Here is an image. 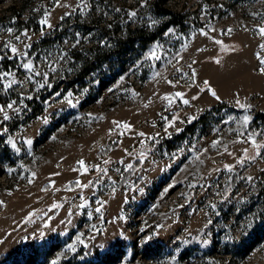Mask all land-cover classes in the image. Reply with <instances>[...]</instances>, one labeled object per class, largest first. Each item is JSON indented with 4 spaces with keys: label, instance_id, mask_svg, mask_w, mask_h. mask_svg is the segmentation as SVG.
<instances>
[{
    "label": "rangeland",
    "instance_id": "rangeland-1",
    "mask_svg": "<svg viewBox=\"0 0 264 264\" xmlns=\"http://www.w3.org/2000/svg\"><path fill=\"white\" fill-rule=\"evenodd\" d=\"M60 5L0 0V59L31 60L35 71L48 73L45 81L21 67L5 78L16 84L5 90L0 82L7 95L0 107L9 116L0 112V264L28 254L32 264L72 257L82 264L116 250L110 264H264V121L252 124L264 112V37L255 31L264 26V0H161L186 26L154 0ZM45 12L51 27L39 23ZM56 27H66L58 40L33 51ZM98 27L156 34L144 46L123 44L65 89L80 66L74 54L111 44ZM8 41L17 55L4 48ZM48 81L57 89L46 92ZM32 94L41 112L9 123L30 109ZM167 139L171 148L160 144ZM81 160L86 173L74 171ZM96 165L107 169L103 179ZM77 180L93 183L81 189Z\"/></svg>",
    "mask_w": 264,
    "mask_h": 264
},
{
    "label": "trees",
    "instance_id": "trees-1",
    "mask_svg": "<svg viewBox=\"0 0 264 264\" xmlns=\"http://www.w3.org/2000/svg\"><path fill=\"white\" fill-rule=\"evenodd\" d=\"M154 5H156V8L158 10L165 11L166 13H169L171 15L170 19L178 24L185 25V20L182 18L180 13L174 12L172 13L169 12L167 9H164L161 7V0H154ZM12 7L10 8V10ZM174 16V17H173ZM19 24H28L27 21L17 19ZM186 26V25H185ZM40 27L34 26L35 30H39ZM91 28V27H90ZM99 31H102L104 33V36L106 38L105 42H111L109 47L104 49L102 51V47L99 48L98 50H95L91 55H85V56H80L78 54L73 55V59L80 64V66L75 69L73 75H71L67 81H66V86L65 89L68 88L70 84L76 81H81L83 80L91 71L95 70L98 68L109 56L118 53L121 46L125 43H128L130 45H134L138 43L141 46H144L147 44L149 41H151L155 34L154 32L151 31H146L143 27H128L123 34H118L119 29L115 28L113 30H106L104 27H98ZM66 29H61L59 27H56L55 29H50L46 31L36 43L32 46V50H37L38 48H42L43 46L49 45L52 42L58 40L60 37L61 33ZM25 59H19L17 57H3L0 59V73L1 72H8L12 71L15 69H21L22 64L24 63ZM58 87V83L56 82H51L48 81L46 83V92H50L52 90H56ZM6 92L2 93L0 91V99L2 100H7L6 97ZM38 97L36 94L31 95V99L28 101V104L30 106V109H27L25 114L19 116L17 119H13L14 121H9L10 122H21V121H27L37 115L38 113L41 112L42 110V105H40L37 101ZM204 116V115H203ZM203 116L200 117V119H203ZM263 120L264 121V112H258L255 114L254 118L252 119V124H255L258 120ZM199 120V119H198ZM198 121L196 120L195 122L191 123L190 127H186L183 129V131H188L197 124ZM12 124V123H11ZM174 138V137H172ZM3 135L0 134V144L3 143ZM160 144H167L168 148H171V139H167L165 141H162ZM173 146V145H172ZM263 194V204H264V189L262 191ZM259 235V233H258ZM257 235V236H258ZM250 243L253 242V239L249 241ZM115 252L116 251H107L100 257L99 259H87L82 264H110V262L115 258ZM80 255L82 252L79 253ZM78 256V255H75ZM77 257H72L68 258L66 260L60 261L58 264H73V261ZM35 257L31 254H28L27 258L23 262H18L15 261V263H10V264H32L34 261ZM7 264V263H5ZM37 264H42L41 262H38ZM51 264V262H49Z\"/></svg>",
    "mask_w": 264,
    "mask_h": 264
},
{
    "label": "snow or ice",
    "instance_id": "snow-or-ice-1",
    "mask_svg": "<svg viewBox=\"0 0 264 264\" xmlns=\"http://www.w3.org/2000/svg\"><path fill=\"white\" fill-rule=\"evenodd\" d=\"M54 2H55V4H56V6H61V5H60V0H54ZM141 6H143V3H142ZM85 7H87V5H85ZM116 11H120V9H116ZM48 15H49V13H48V12H45L44 17L39 21V23L42 24V25H46V26H48V27H51V25L48 23V19H47ZM66 15H67V13H66ZM128 16H129V18L134 17V16H136V13H135L134 11H129V12H128ZM169 31H171V29H169ZM231 31H232L231 29H228V33H230ZM255 31L257 32V34H258L259 36L264 37V26H258V27L255 29ZM7 32L11 35V34L14 32V29H12V28H8V29H7ZM202 34H204V33H202ZM225 34H227V33H225ZM21 35H22V36H25V37L28 36L27 32H23V33H21ZM21 35H17V36H15V39H16L17 41H20ZM215 42L218 43V44L222 43L221 41H218V40L215 41ZM24 47H25V48H28V47H30V45L25 44ZM260 47H261L262 49H264V44H262ZM4 48H6V49H8L9 51H11V53H12L13 55H17V53H18V49H17L15 46H13V44L11 43V41L6 42V43L4 44ZM21 55L26 56L27 53H22ZM156 58H158V57H156ZM261 63L264 64V60H261ZM22 67H23L24 69H26L29 73H33V75H43L45 81H47L48 73H47V72H45V73H40V72L35 71L34 65H33V63H32L31 60H28L26 63H23ZM50 70H51V71H55L56 69H55V67L53 66V67L50 68ZM178 71H179V69H178ZM261 72H264V68L261 69ZM11 75H12V74H11L10 72L0 73V82H3V86H4V89H5V90L8 89V88H10L12 85H14V84L17 83V81H16L15 79L5 80L6 77H9V76H11ZM28 79H29V81H31V80L33 79V76H29ZM170 83H171V82H170ZM205 84H207V82H205ZM202 90H203V89H202ZM210 91H211V90H210ZM211 94H212L214 97L216 96V93H215L214 91H211ZM176 96L180 97V96H182V94H181V93H176ZM29 98H31V97H29ZM216 98L219 99V97H216ZM164 99H168V98H167V97H164ZM193 99H196V97H193ZM171 102H172V101L169 100V103H171ZM13 103H14V102H13ZM13 103H9V104L7 105V108H8V109H13V110H15V109L13 108ZM183 103L188 104L189 101L184 100ZM237 103L239 104V101H237ZM240 106H241V107H245L244 105H240ZM0 112H3V113H4V116H3L4 120H8V119H9V116H8V114H7V112L5 111L4 108L0 107ZM193 119H194V117H193ZM247 120H248V117H245V123H247ZM115 123H117V127H124V128H129V127H130V126L127 125V124H123V125H122V124H120L119 122H115ZM138 135L143 136L144 133H138ZM249 140L251 141V143H252L254 146H257L256 143H255V140L252 139V137H249ZM9 142H11V141H9ZM28 143L30 144L31 141H28ZM217 143H218V141H214V142H213V146L215 147V145H216ZM13 147H15V145H13ZM242 162H243L242 159H241L240 161H238V163H242ZM77 163L80 165V169H74V171L82 170V173H86V172L88 171V168L85 166L83 160L78 161ZM121 163H123V161H121ZM103 164L107 165V164H109V161H108V160H104V161H103ZM131 167H132L131 164L127 165V168H131ZM225 167H227V168H229V170H231V167H230V166H227V165H226ZM95 169H96V171H97L98 173L103 174V175H101V176L99 177V179H103L104 176L107 175V169H106V168H103V167H101V166H99V165H96V166H95ZM9 171H11V169H10ZM57 175H58V173H57ZM251 179H252L251 177H248V180H249V181H251ZM31 182H32L31 179H29V183H31ZM97 182H99V181H97ZM92 183H93L92 181H89L88 184H81V182H80L79 180H77V181L75 182L76 187H77V188H81V189H82V188H87V187H89ZM44 190H46V189H44ZM67 190H68V191H72L73 189H72V188H68ZM82 199H83V198H82ZM98 203L100 204V207H97L95 211H96L97 213H100V212H101V208L103 207V202H102V201H98ZM52 207L56 208V207H60V205H58V204H53ZM79 207H84V204L79 205ZM249 226H250V225H249ZM70 247H71V246H70ZM72 250H74V249H72Z\"/></svg>",
    "mask_w": 264,
    "mask_h": 264
}]
</instances>
